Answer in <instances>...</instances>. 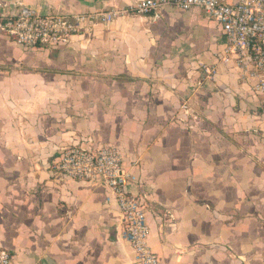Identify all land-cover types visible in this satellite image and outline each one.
<instances>
[{"label":"crops","instance_id":"1","mask_svg":"<svg viewBox=\"0 0 264 264\" xmlns=\"http://www.w3.org/2000/svg\"><path fill=\"white\" fill-rule=\"evenodd\" d=\"M137 1L0 4L70 16ZM224 46L201 10L171 6L50 50L0 32V248L13 264L133 263L110 194L55 177L60 149L82 139L116 148L134 173L127 191L146 197L161 264H264V95L219 63Z\"/></svg>","mask_w":264,"mask_h":264},{"label":"built area","instance_id":"2","mask_svg":"<svg viewBox=\"0 0 264 264\" xmlns=\"http://www.w3.org/2000/svg\"><path fill=\"white\" fill-rule=\"evenodd\" d=\"M168 6L184 11L199 9L216 23L225 38L224 50L216 59L224 66L232 64L239 70L242 81L252 83L254 93L264 95V0H139L125 9L70 16L44 15L23 4L9 11L0 4V32L25 50H50L69 46L75 36L95 25L110 26L128 15L157 21ZM199 72L207 80L216 76L212 66L201 65ZM135 165L136 162L131 163V169ZM53 168L58 181L96 184L110 194L106 204H113L118 212L122 237L134 254L132 264H161L148 244L146 197L127 191L129 186H137L138 181L124 167L116 148H96L82 139L77 145L60 149ZM12 259L9 251L0 248V264H13Z\"/></svg>","mask_w":264,"mask_h":264}]
</instances>
